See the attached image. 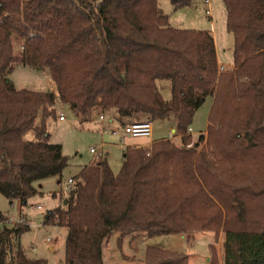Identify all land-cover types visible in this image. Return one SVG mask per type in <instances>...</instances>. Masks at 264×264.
I'll return each instance as SVG.
<instances>
[{
    "label": "trees",
    "instance_id": "1",
    "mask_svg": "<svg viewBox=\"0 0 264 264\" xmlns=\"http://www.w3.org/2000/svg\"><path fill=\"white\" fill-rule=\"evenodd\" d=\"M157 1L0 0V196L25 206L39 194L35 182L67 166L45 127L55 116L53 94L17 90L7 78L15 65L48 70L80 122L93 111L128 124L172 118L179 139L126 148L117 174L100 160L72 178L63 206L45 217L67 230L64 264H103L113 232L119 244L128 235L221 233V264H264V0H221L232 36V69L221 73L212 35L170 27ZM158 81L171 83L169 101ZM207 98L206 144L198 134L188 147ZM30 130L33 142L24 140ZM28 230L0 214V264H45L22 250ZM209 252L210 264H220L214 246ZM188 262L185 253L144 251V264Z\"/></svg>",
    "mask_w": 264,
    "mask_h": 264
},
{
    "label": "rangeland",
    "instance_id": "2",
    "mask_svg": "<svg viewBox=\"0 0 264 264\" xmlns=\"http://www.w3.org/2000/svg\"><path fill=\"white\" fill-rule=\"evenodd\" d=\"M210 1L211 13L207 12V5L204 4V0H192L190 6L180 9H174L169 0H158L157 3L158 8L167 16L170 27L178 30L206 31L210 34L213 32L219 48L220 62L225 67H230L232 65V36L225 28L224 6L221 0ZM13 45L15 53H21L22 50L19 40H14ZM23 68H16L14 73L20 79H25V81L27 79L31 80V84L28 82L25 83L28 90L40 92L51 90L57 92L56 87L48 79V70L39 71L35 69L27 72L28 70L22 71ZM227 71H230V69L224 70V72ZM9 73H7V77ZM35 83H38L39 86L42 84L44 86L37 87ZM157 86L163 100L169 101L171 98V83L169 81H158ZM209 103L210 98L194 114L190 125L192 135L189 134L191 136V144L188 147L197 141L198 132L206 128ZM54 110L55 116L46 119L45 127L47 133L50 134V142L61 145L62 154L68 159L67 166L62 171L60 177H53L34 183L39 194L30 198L27 206L22 208V215L25 216L24 218L31 226L28 231L20 236V245L29 259L47 261L48 264H64L67 230L63 227L56 228L54 225L45 224L44 222L46 214L53 210L52 208H55L59 203V199H53V196L55 194L59 196L60 194L62 201L67 197L68 191L65 189L64 184L68 179L76 177L85 165L92 163L93 156L90 154L91 148L100 151L102 155L101 161H105L114 174L119 173L122 167L123 153L121 149L119 150L118 147L113 145L114 142L111 140L112 137L110 134L114 130V126H111L109 129L104 126L102 129L107 131L103 133L100 127L95 126L97 123L96 120H92L90 123L80 122L68 106H64L58 102ZM60 115H63L65 120L60 121L58 119ZM140 119L143 120L144 118ZM40 121L41 116L38 115L36 123L39 125ZM127 122L129 123L128 120ZM151 126L154 140L168 138L176 144H179V139L174 138L175 133L171 132L175 128V122L172 118L169 120L154 121ZM143 139L146 138H137L134 141L142 142L144 141ZM24 140L27 142H33L35 140L33 130L25 134ZM206 141L207 133H204V142L201 147L205 146ZM92 165H95V163H92ZM38 206L41 210L36 209ZM0 214L6 217L10 224H15L16 222H12L10 219L17 220L21 216L18 202L15 201L11 204L7 199L0 196ZM119 237V233L113 232L104 242L102 247V260L104 264H121L122 256H133L132 260L129 261L130 264H144L143 246L167 248L166 250L170 251L174 243L173 236L145 238L146 240H140V244L138 243L133 250L127 240H123L118 244ZM138 237L140 236H136V238ZM47 238L51 241L50 244H45ZM185 239L186 242L183 241V247L177 250H186L189 252L191 255L189 264H210V246L215 247L217 259L221 264L223 246L221 233L218 236H215L213 233H194L189 237L185 236ZM50 247L52 251H49Z\"/></svg>",
    "mask_w": 264,
    "mask_h": 264
},
{
    "label": "crops",
    "instance_id": "3",
    "mask_svg": "<svg viewBox=\"0 0 264 264\" xmlns=\"http://www.w3.org/2000/svg\"><path fill=\"white\" fill-rule=\"evenodd\" d=\"M205 1V0H204ZM211 12H212V9H211ZM211 35H212V37H213V40H214V46H215V52H216V57H217V62H218V67L219 66H221V67H223V69L225 70H228V69H232V65L230 66V67H225L224 65H222L221 64V62H220V53H219V48H218V46H217V41H216V36H215V34H213V32L211 33ZM20 67H24L23 69H22V71H27V72H30L29 70H35V69H32L30 66H28V65H15L14 66V68L12 69V71H10V73H9V75H8V80L13 84V86L17 89V90H23V89H25V90H28L27 88H26V82H28L29 84H31V80L30 79H27V81H25V79H20L18 76H17V74H15L14 73V70L16 69V68H20ZM40 71V70H39ZM48 79L50 80V82H51V84H53V86H57V77H56V74H52V73H48ZM34 84V83H33ZM35 85L37 86V87H42V86H44L43 84L41 85V86H39L38 85V83H35ZM35 86V87H36ZM30 91H33V90H30ZM36 92H40V91H36ZM41 92H44V91H41ZM45 92H49V93H52L53 94V96H54V99H55V105H54V109H55V106L58 104V102L60 103V101H59V98H58V95H57V92H53V91H51V90H46ZM208 99V98H207ZM206 99V100H207ZM212 102H213V99L212 98H210V103H209V107H208V112H209V110H210V108H211V105H212ZM63 105V104H62ZM64 106H67V105H64ZM74 113V112H73ZM100 114H102L103 115V120L102 121H100L99 120V115ZM207 117H208V113H207ZM78 120H79V118H78ZM97 121V123H96V125L95 126H97L98 128L100 127L101 129L102 128H104V126H106L108 129L111 127V126H114L113 127V129L114 130H112V132H111V140L114 142L113 143V145L114 146H116V147H118L119 148V150L121 149V151H122V153L124 152V150L126 149V148H140V147H142V148H147V147H149V146H151V144L153 143V142H155V141H157V140H160V139H157V140H154L153 139V137L151 136L150 138H146V137H140V138H146V139H143L144 141H142V142H135L134 141V139H137V138H131V137H127V136H125L124 134H123V131H122V127L124 126V125H127L128 124V122H127V120H121V119H119L116 115H115V113H113V112H111V113H101L100 111H93L92 113H91V116L89 117V119L87 120V121H85L86 123L88 122V123H90L91 121ZM36 121H37V118H36V120H35V123H34V127H39V125H40V123H41V121H40V123H39V125H38V123H36ZM206 128H207V123H206ZM206 128H205V130H203V131H199L198 133L199 134H204V133H206ZM103 130V132L104 131H107V130H105V129H102ZM173 130L174 129H172L171 130V132H173ZM113 132H115V134H112ZM50 135V134H49ZM28 140H29V138H28ZM62 148V147H61ZM90 164H92V163H90ZM90 164H88V165H90ZM88 165H85V166H88ZM84 166V167H85ZM49 179V178H48ZM70 179H72V178H70ZM46 180V179H45ZM54 198H58L59 199V203H58V205L54 208H52L53 210L54 209H56V208H59V207H62L63 206V204H62V202L64 203L65 202V200H66V198L62 201V197H61V195L59 194V196H57L56 194L53 196V199ZM15 201H13V202H11V204H13ZM18 202V201H17ZM28 202V201H27ZM18 204H19V211H20V213H21V216L17 219V220H13V219H10V218H8V219H10V221H14V222H21V223H24V224H26L29 228H30V224L28 223V221L24 218L25 216H23L22 215V208H24V207H26L27 206V203H26V205L25 206H21L20 205V203L18 202ZM39 207V206H38ZM36 208L37 210H41V208L39 207V208ZM52 211V210H51ZM50 212V211H49ZM47 215V214H46ZM46 217V216H45ZM45 217H44V222H45ZM24 218V219H23ZM46 224V223H45ZM54 226L56 227V228H58V227H60V226H57V225H55L54 224ZM64 228V227H63ZM64 229H66V228H64ZM140 237H138V238H136V236L135 235H128V236H125V237H123L122 238V240H121V242L123 241V240H127L128 242H129V246L134 250L135 249V247L137 246V244L139 243L140 244V240H142V241H145L146 239V236L145 235H139ZM171 236H173L174 237V239H173V241H174V243L172 244V247L173 248H170L171 250L170 251H173V252H185L187 255H188V258H189V262L188 263H190V257H191V255L189 254V252H187L186 250H177V249H179V248H182L183 247V241H185L186 242V239H185V236H182V235H171ZM48 239V238H47ZM46 239V240H47ZM45 240V244H50L51 243V241L49 240V241H46ZM175 240H177V241H175ZM119 241H120V237H119V239H118V244H119ZM147 247H151V246H143V248H144V251H145V249L147 248ZM155 248H157V247H155ZM159 249H164V250H166L165 248H159ZM184 249V248H183ZM49 251H52V248L50 247L49 248ZM132 257L133 256H122V258H121V261H122V263L121 264H130L129 263V261L130 260H132ZM102 258H103V254H102ZM128 258V259H127ZM107 259V261L109 262V259L108 258H106ZM207 259H208V257H207ZM103 261V260H102ZM109 263H111V261L109 262ZM45 264H48V262L46 261L45 262ZM104 264V263H103ZM142 264V263H141Z\"/></svg>",
    "mask_w": 264,
    "mask_h": 264
},
{
    "label": "built area",
    "instance_id": "4",
    "mask_svg": "<svg viewBox=\"0 0 264 264\" xmlns=\"http://www.w3.org/2000/svg\"><path fill=\"white\" fill-rule=\"evenodd\" d=\"M210 3H211L210 0H205L204 1V4L207 5V12L208 13H211ZM20 48H21V50H23L22 47H20ZM218 72H220V73L224 72L223 67L219 66L218 67ZM58 119L60 121L65 120L63 115H60L58 117ZM99 120L100 121L103 120V115L102 114L99 115ZM122 131H123V134L125 136L131 137V138H140V137L150 138L152 136V126H151V124L149 122H146V121L133 122V123L124 125L122 127ZM103 133H106V131H104ZM112 134H115V132H113ZM188 134L192 135V132H191L190 129H188ZM90 154H92V156H93L92 163L96 164L102 159V155H101L100 151H98V150H96L94 148L90 149ZM64 185H65V189L67 191H69L70 188L73 185V180L72 179H68L67 182ZM12 222H14V221H12ZM16 223H21V222H16ZM46 241H49V240L47 239Z\"/></svg>",
    "mask_w": 264,
    "mask_h": 264
},
{
    "label": "water",
    "instance_id": "5",
    "mask_svg": "<svg viewBox=\"0 0 264 264\" xmlns=\"http://www.w3.org/2000/svg\"><path fill=\"white\" fill-rule=\"evenodd\" d=\"M173 133H175V130H173Z\"/></svg>",
    "mask_w": 264,
    "mask_h": 264
}]
</instances>
